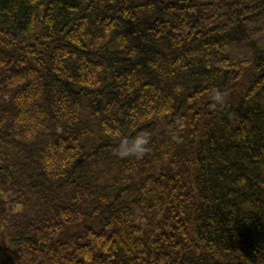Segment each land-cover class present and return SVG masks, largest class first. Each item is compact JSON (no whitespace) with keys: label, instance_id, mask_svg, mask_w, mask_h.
<instances>
[{"label":"trees","instance_id":"1","mask_svg":"<svg viewBox=\"0 0 264 264\" xmlns=\"http://www.w3.org/2000/svg\"><path fill=\"white\" fill-rule=\"evenodd\" d=\"M0 264H264V0H0Z\"/></svg>","mask_w":264,"mask_h":264},{"label":"clouds","instance_id":"2","mask_svg":"<svg viewBox=\"0 0 264 264\" xmlns=\"http://www.w3.org/2000/svg\"><path fill=\"white\" fill-rule=\"evenodd\" d=\"M214 99L220 101L221 95L219 93L215 94ZM149 146L150 138L148 134L141 133L131 140H123L118 146L116 154L121 158L135 157L139 159L147 155Z\"/></svg>","mask_w":264,"mask_h":264}]
</instances>
